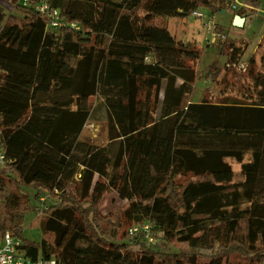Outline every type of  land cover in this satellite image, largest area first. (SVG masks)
I'll return each mask as SVG.
<instances>
[{
    "label": "trees",
    "instance_id": "1",
    "mask_svg": "<svg viewBox=\"0 0 264 264\" xmlns=\"http://www.w3.org/2000/svg\"><path fill=\"white\" fill-rule=\"evenodd\" d=\"M7 1L15 10L0 4V150L9 169L0 173V242L22 238L35 200L41 230L54 238H22L33 258L264 264V57L257 71L254 56L245 73L231 69L236 92L193 101L201 48L163 20L228 12L224 0ZM44 1L78 29L53 28L36 10ZM227 39L226 65L241 62L248 43ZM221 72L205 70L215 81ZM93 98L106 110V146L81 140ZM110 190L128 201L129 228L103 221Z\"/></svg>",
    "mask_w": 264,
    "mask_h": 264
},
{
    "label": "rangeland",
    "instance_id": "2",
    "mask_svg": "<svg viewBox=\"0 0 264 264\" xmlns=\"http://www.w3.org/2000/svg\"><path fill=\"white\" fill-rule=\"evenodd\" d=\"M223 3L224 4L222 5L228 7L230 10L226 14H222L221 12L209 15L207 10L201 9L198 11L201 12L204 17H195L191 15L185 19H163L164 22L168 23L170 31L177 39L185 42H195L196 45L201 48V58L194 62V64L193 62H190L191 65L193 64V66L201 70L200 75H202V79L198 80L193 87L191 93V99L193 101L201 102L205 99L209 100L211 98L217 101L216 96H218L219 92L222 93V90L226 86L231 91H237V84L239 83L236 84V80L232 75L234 71L231 69L238 66L234 67L231 66V64L226 65L227 56L222 51L223 44L221 42L227 38V40H229L230 37L234 38V42L244 40L248 43L241 62L248 63L249 66V62L254 56L257 62L255 66L256 71L260 68V62L262 57H264V8L261 7L258 12L255 10V8L257 9L262 5V2L260 0H248V3H250V5L254 8L247 12L249 13L252 11L256 13L247 17L248 23L243 29L235 28L233 25L231 26L235 11L240 9L237 4L230 1L228 2L227 0H224ZM0 4L5 8L7 13L15 10V3H8L6 0H0ZM233 6H236V9H234ZM210 20H213V25L209 23ZM164 22L161 24H165ZM236 45H239V43ZM209 66L222 68V72L220 73L218 80L216 79L215 81L209 75L205 74V70ZM241 73L245 72L241 71ZM91 102L93 112L92 120L85 128L81 140L97 146H106L108 145L106 110L102 105L101 98H93L91 99ZM229 162L234 165L236 171L239 170V164H237L234 160H230ZM7 169V164H0V173L2 170ZM182 181L183 178L178 179L177 183H181ZM30 191L32 194L35 192L33 189ZM177 200H179V198ZM176 203H180V201H177ZM39 204L40 203L35 200H32L34 208L25 216L21 237L30 241L39 242L45 236L46 238L50 237V240L53 241L54 237L52 235H44L41 230L40 223L43 214L41 213V209L39 210L36 208ZM127 206L128 201L121 199L115 191L110 190L103 195L99 204V212L103 221H112L117 224L121 222L126 229L134 224L125 218L124 213L125 210H127ZM22 238L16 239L22 240Z\"/></svg>",
    "mask_w": 264,
    "mask_h": 264
},
{
    "label": "built area",
    "instance_id": "3",
    "mask_svg": "<svg viewBox=\"0 0 264 264\" xmlns=\"http://www.w3.org/2000/svg\"><path fill=\"white\" fill-rule=\"evenodd\" d=\"M24 4H28L29 0H23ZM236 9V6H233ZM36 10L44 14L50 21L53 28H62L70 25L73 29L77 30L78 26L75 23L65 22L60 15L58 9L53 8L48 2L44 1L39 3L36 6ZM195 17H204V15L196 11L192 14ZM213 25V20L209 21ZM231 66H238L236 69L239 71L245 72L248 67V63H236ZM0 164L6 165V157L2 150H0ZM139 227L134 226L131 229V232H137ZM142 230L145 232V237L148 238L151 242L153 238L150 236L151 226L150 224H144ZM21 241L11 236L9 233H6L2 241L0 242V264H57L55 258H33L29 255H26V251L20 248Z\"/></svg>",
    "mask_w": 264,
    "mask_h": 264
},
{
    "label": "crops",
    "instance_id": "4",
    "mask_svg": "<svg viewBox=\"0 0 264 264\" xmlns=\"http://www.w3.org/2000/svg\"><path fill=\"white\" fill-rule=\"evenodd\" d=\"M228 2L230 1V2H232V3H236L237 4V6L239 7V8H245V9H247V11H249L250 9H253L254 7H252L251 5H250V3H248V0H227ZM261 2H262V5L259 7V8H255V10L258 12L259 11V9L261 8V7H263L264 8V0H260ZM226 13H227V11H226ZM226 13H223V11H222V14H226ZM256 13V12H255ZM255 13H253V14H255ZM249 14V13H248ZM252 16V15H251ZM249 17V16H248ZM248 23V18L246 19V24ZM245 24V25H246ZM235 168V167H234ZM239 169H240V165H239ZM236 171V170H235ZM239 170H237L236 172H238Z\"/></svg>",
    "mask_w": 264,
    "mask_h": 264
},
{
    "label": "water",
    "instance_id": "5",
    "mask_svg": "<svg viewBox=\"0 0 264 264\" xmlns=\"http://www.w3.org/2000/svg\"><path fill=\"white\" fill-rule=\"evenodd\" d=\"M223 13H226V10H223ZM249 16V14H245L243 16L241 15H235L232 21V25L235 28L243 29L246 24V19Z\"/></svg>",
    "mask_w": 264,
    "mask_h": 264
}]
</instances>
